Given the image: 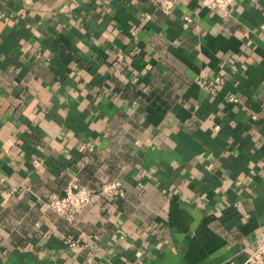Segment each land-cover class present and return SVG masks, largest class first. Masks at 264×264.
Returning <instances> with one entry per match:
<instances>
[{"label": "crops", "instance_id": "obj_1", "mask_svg": "<svg viewBox=\"0 0 264 264\" xmlns=\"http://www.w3.org/2000/svg\"><path fill=\"white\" fill-rule=\"evenodd\" d=\"M160 1L0 0V264H246L264 0ZM73 179L95 196L67 218L44 200Z\"/></svg>", "mask_w": 264, "mask_h": 264}, {"label": "built area", "instance_id": "obj_2", "mask_svg": "<svg viewBox=\"0 0 264 264\" xmlns=\"http://www.w3.org/2000/svg\"><path fill=\"white\" fill-rule=\"evenodd\" d=\"M234 1L235 0H200V4L202 7L211 10H225ZM173 2L174 0H161L159 3L154 2V4L164 12H169L174 5ZM185 18L189 20L188 16ZM221 82L222 78L219 75H215L210 83V92L213 93L217 91ZM229 99L235 101L237 97L230 96ZM214 129H219V125H215ZM63 191L62 194L52 193L44 200V203L48 209L55 214L66 216L67 218L76 216L85 204L93 201L95 196L94 192L84 185L79 184L76 179L71 180ZM99 193L108 198H115L123 195L118 181L102 184ZM245 263L264 264V227L260 230L252 247L248 251Z\"/></svg>", "mask_w": 264, "mask_h": 264}]
</instances>
